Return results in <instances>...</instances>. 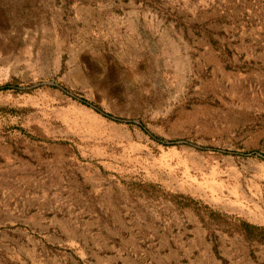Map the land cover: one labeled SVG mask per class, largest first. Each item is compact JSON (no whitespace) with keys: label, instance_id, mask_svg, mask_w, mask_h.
Returning a JSON list of instances; mask_svg holds the SVG:
<instances>
[{"label":"rangeland","instance_id":"rangeland-1","mask_svg":"<svg viewBox=\"0 0 264 264\" xmlns=\"http://www.w3.org/2000/svg\"><path fill=\"white\" fill-rule=\"evenodd\" d=\"M6 83L0 264H264V0H0Z\"/></svg>","mask_w":264,"mask_h":264},{"label":"trees","instance_id":"trees-1","mask_svg":"<svg viewBox=\"0 0 264 264\" xmlns=\"http://www.w3.org/2000/svg\"><path fill=\"white\" fill-rule=\"evenodd\" d=\"M13 88L11 84L6 83L4 85L0 86V90H7V89H11ZM239 225L242 227V229H244L247 233V235L252 239L255 238L252 235H255V232L253 233L254 230H258V227L256 225H253L251 223L248 222H241L239 223ZM260 231V230H259ZM261 232V231H260ZM262 233V232H261ZM258 240L261 241V238H259Z\"/></svg>","mask_w":264,"mask_h":264}]
</instances>
